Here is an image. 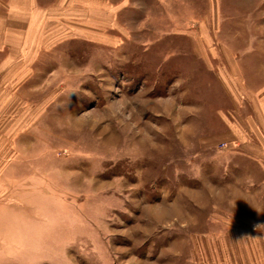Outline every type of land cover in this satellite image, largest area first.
Instances as JSON below:
<instances>
[{"label":"rangeland","instance_id":"1","mask_svg":"<svg viewBox=\"0 0 264 264\" xmlns=\"http://www.w3.org/2000/svg\"><path fill=\"white\" fill-rule=\"evenodd\" d=\"M130 2L0 84V264H264L227 141L264 91V0Z\"/></svg>","mask_w":264,"mask_h":264},{"label":"crops","instance_id":"2","mask_svg":"<svg viewBox=\"0 0 264 264\" xmlns=\"http://www.w3.org/2000/svg\"><path fill=\"white\" fill-rule=\"evenodd\" d=\"M130 4V0L120 5L117 0H0V84L19 67L25 53L53 42H101L102 28L117 30L118 13ZM246 98L249 109L240 110L243 114L237 110V120H229L227 141L239 158L255 166L260 178L253 185L264 189V91Z\"/></svg>","mask_w":264,"mask_h":264}]
</instances>
